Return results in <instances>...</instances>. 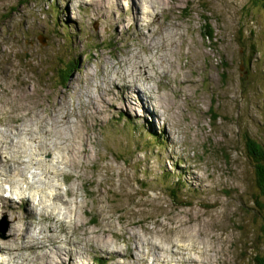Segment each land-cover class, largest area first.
Listing matches in <instances>:
<instances>
[{
    "label": "rangeland",
    "instance_id": "374dc122",
    "mask_svg": "<svg viewBox=\"0 0 264 264\" xmlns=\"http://www.w3.org/2000/svg\"><path fill=\"white\" fill-rule=\"evenodd\" d=\"M255 1L0 0V264H258ZM19 166L28 202L2 181Z\"/></svg>",
    "mask_w": 264,
    "mask_h": 264
},
{
    "label": "bare ground",
    "instance_id": "6f19581e",
    "mask_svg": "<svg viewBox=\"0 0 264 264\" xmlns=\"http://www.w3.org/2000/svg\"><path fill=\"white\" fill-rule=\"evenodd\" d=\"M146 11V10H145ZM137 58V57H136ZM140 58V57H139ZM137 60V59H136ZM138 61V63L140 62V60H137ZM136 67V66H135ZM134 67V68H135ZM137 68V67H136ZM120 72H118V74H119ZM125 74V73H124ZM124 74H123V76H121V78L120 79H117V81H120V80H122L123 81V79H125V76H124ZM132 75L133 76H135V74H134V72L132 73ZM116 76V75H115ZM129 77L130 78V75H129V73H127L126 72V77ZM127 77V78H128ZM136 77V76H135ZM132 79V78H131ZM124 82V81H123ZM131 82H133V83H136L135 82V80L134 81H131ZM146 111H147V113L148 114H150L151 115V109H150V106L149 107H146ZM155 112V111H154ZM3 140H1L0 139V142H2ZM5 149V151H3L1 148H0V154L2 153V151L3 152H6V148H4ZM11 151L12 152H14L15 151V149L14 148H11ZM19 150H17V152H18ZM57 152H60V150L59 151H57ZM56 153V152H55ZM12 154V153H11ZM14 155L12 154L9 158H8V160L10 161L12 158L11 157H13ZM63 157H64V154H63ZM53 159L54 158H52V159H50V160H46V159H41V160H39V158H35V162L37 163L38 162V164H36L35 163V165H39L40 163H44V165L45 164H48V163H54L53 162ZM62 159V158H61ZM39 160V161H38ZM60 160V159H59ZM69 161V160H68ZM46 162V163H45ZM57 162V161H56ZM70 162V161H69ZM69 162H66L65 161V164L67 165V163H69ZM71 162H73V159H71ZM57 163H59V162H57ZM8 164H9V162L6 164V166L5 167H8ZM29 164H31V161L29 160ZM29 164H26L27 166L29 165ZM14 168V167H13ZM28 168H29V166H28ZM28 168L26 169V171H25V169L22 167V166H19L18 167V172H13V173H10L9 174V178H7L6 180H2V181H6V182H9V184H10V186H12L13 188H12V191H14V192H16L15 190L17 189V191L18 190H24L23 192H20V194L22 195L21 196V198L20 199H22V197H25V199L27 200V201H25V202H28L29 200H31V199H27V194L29 193V191L31 190H34L35 189V187H34V181H31V176L29 175V172L31 171V169H30V171L28 172ZM31 168H32V166H31ZM39 169H41L40 167H38ZM54 168L55 169H57V171L61 174L62 172H61V170L58 168V167H56L55 166V164H53V166L52 167H47L46 169H45V172L43 171V172H41L42 173V175L43 176H46L47 177V179H43V180H47V182H49V187H53V185H55L57 188H58V190H60L59 188H60V186H59V184H57V183H53L52 182V177H53V175H54ZM10 171V170H9ZM12 171V170H11ZM40 174V173H39ZM13 175L15 176V175H21V177H19L18 179H20V180H16L15 179V177L13 178ZM18 177V176H17ZM56 177H58V176H56ZM22 179H23V181H22ZM42 180V181H43ZM5 183V182H4ZM30 183V184H29ZM2 186V185H1ZM18 186H20L19 188H17ZM5 187V186H4ZM16 187V188H15ZM25 187V188H24ZM2 189H3V186H2ZM29 191H28V190ZM26 191H28V193H26ZM31 191H30V193H31ZM43 192V190H39V192L40 193H42ZM45 192V191H44ZM58 192V191H57ZM29 193V194H30ZM37 193H38V189H37ZM46 193V192H45ZM61 193V192H60ZM32 194V193H31ZM47 194V193H46ZM31 196V195H30ZM47 197H48V199H52V198H54L53 196H52V193L51 194H47ZM50 197V198H49ZM1 198V197H0ZM8 198H10L11 199V197H8ZM33 198V197H32ZM4 200H6V201H8V200H10V199H7V198H3ZM48 199H45L44 198V200H42V201H44L45 202V205H47L48 206V203H49V207H50V203H51V201H49ZM58 199H61V196L58 194ZM53 200V199H52ZM1 201H3L2 200V198H1ZM13 201V200H12ZM22 201H24V200H22ZM47 201H49V202H47ZM30 203V202H29ZM60 208H63V206L61 205V203L59 202V206L57 205V213H56V217H57V221L58 222H62V223H65L66 225H68V223H69V221H67L66 220V218H61V217H59L58 215H59V210H61ZM68 211V210H67ZM68 213V212H67ZM69 214V213H68ZM46 216V215H45ZM68 216V215H67ZM42 220V219H41ZM64 224V225H65ZM43 230H45V228L43 229ZM54 232V231H53ZM46 233V232H45ZM37 236H39V234H37ZM36 237V236H35ZM48 236H46V238H47ZM41 240H43V239H41ZM40 243H42L41 241H39ZM106 243H104L106 246H108L109 244L107 243V242H109V241H105ZM39 243V244H40ZM43 243H46V241L45 242H43ZM28 244V243H27ZM95 244V243H94ZM97 244V243H96ZM99 244H102V245H104L103 243H101V242H99ZM36 245V244H35ZM110 246V245H109ZM191 247V245H189V248ZM157 249V248H156ZM163 250L162 251H165V250H168V247H165V248H162ZM183 249V248H182ZM187 249H188V247H187ZM73 250V249H72ZM60 251H62V252H65L64 251V249H58V251H55L53 254H58L60 257H66V260L65 261H69V260H71V259H69V257H72V252H69V251H67V254L64 256H62L61 254H60ZM159 251V250H158ZM160 252H161V250H160ZM177 252V251H176ZM162 253V252H161ZM169 253V252H168ZM181 253V252H180ZM156 254V253H155ZM183 254V253H182ZM158 255V254H157ZM156 255V256H157ZM162 255V254H161ZM74 257V256H73ZM159 257V256H158ZM166 257H169L167 254H166ZM143 258V257H142ZM187 260V259H186ZM198 264V263H197Z\"/></svg>",
    "mask_w": 264,
    "mask_h": 264
},
{
    "label": "trees",
    "instance_id": "16d2710c",
    "mask_svg": "<svg viewBox=\"0 0 264 264\" xmlns=\"http://www.w3.org/2000/svg\"><path fill=\"white\" fill-rule=\"evenodd\" d=\"M256 4H261L262 6H264V1L260 0L258 2L255 1ZM209 26V25H206ZM205 34L211 38H213V32L211 31L210 27L207 28V30L205 31ZM70 74L68 73L65 74V71H62L61 77L63 79V81H66V77L69 78ZM154 136V135H153ZM155 138H158V136H154ZM246 146H247V150H248V154L249 157L251 158L254 166H255V173H256V182L259 186V188L261 189V194L264 197V145L262 143H260L259 141L248 137L247 138V142H246ZM178 184H181L180 181H178ZM182 185V184H181ZM179 185L177 188L172 187L171 189L176 192L177 190H181L182 186ZM257 202L259 204H261V207H264V203L257 199ZM258 260V264H264V257L258 256L257 257Z\"/></svg>",
    "mask_w": 264,
    "mask_h": 264
}]
</instances>
